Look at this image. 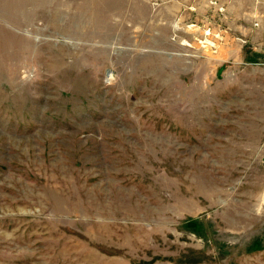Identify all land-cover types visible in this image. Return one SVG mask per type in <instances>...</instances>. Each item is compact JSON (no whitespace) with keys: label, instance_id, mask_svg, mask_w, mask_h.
<instances>
[{"label":"rangeland","instance_id":"1","mask_svg":"<svg viewBox=\"0 0 264 264\" xmlns=\"http://www.w3.org/2000/svg\"><path fill=\"white\" fill-rule=\"evenodd\" d=\"M0 264H264V0H0Z\"/></svg>","mask_w":264,"mask_h":264}]
</instances>
